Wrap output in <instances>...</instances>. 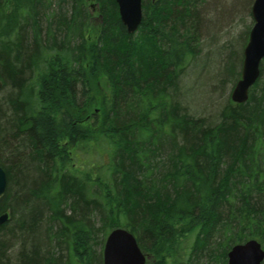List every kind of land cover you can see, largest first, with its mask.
<instances>
[{"label": "trees", "instance_id": "obj_1", "mask_svg": "<svg viewBox=\"0 0 264 264\" xmlns=\"http://www.w3.org/2000/svg\"><path fill=\"white\" fill-rule=\"evenodd\" d=\"M141 1L129 34L115 0H70V14L0 0V264H102L115 228L151 264H226L249 239L264 249V66L245 103L217 121L191 114L181 78L200 56L203 0ZM80 143L104 152L107 176L78 171Z\"/></svg>", "mask_w": 264, "mask_h": 264}, {"label": "rangeland", "instance_id": "obj_2", "mask_svg": "<svg viewBox=\"0 0 264 264\" xmlns=\"http://www.w3.org/2000/svg\"><path fill=\"white\" fill-rule=\"evenodd\" d=\"M68 1L70 0H51V7L54 10H62V13L66 11L69 13L70 5ZM253 1L203 0L201 2L199 10L201 17L204 18L203 20L207 22V31L206 33L200 31L198 38L200 40L197 45V48L199 47L197 54L200 56L194 61L192 58L188 60L185 66V74L181 78V84L186 85L183 89V96L188 101L187 107L191 114L193 113L198 117L202 116L209 121H217L220 111L231 102L230 94L239 80L237 75H240L241 71L243 50L253 26L251 17ZM93 4L94 2L90 1L86 6L90 14L89 23L92 35L93 28L97 27L99 21L95 9H92ZM42 24L45 26V21ZM238 54H240V59L235 70L237 75L233 81L230 76L225 75L227 74L225 69L227 68L228 59ZM262 65L264 66V61ZM34 82H36L35 77ZM8 92L7 88H3L0 92V98L4 99ZM74 150L82 158V160L77 159V163L80 165L78 171L89 174L92 171L94 176L99 174L102 177L107 176L104 173L108 161L102 150L99 149V152H96L90 149L88 151V147H85L82 143L77 144ZM93 164L95 166L101 165L100 168L102 167V169L95 168ZM95 189V195H98L97 193L101 189L96 186ZM97 199L102 201L99 195ZM180 241L182 247H185V250L182 249V255L185 253L184 258H187L190 247L194 242V235L188 236L186 240L182 238ZM151 259L152 256L150 255L149 261Z\"/></svg>", "mask_w": 264, "mask_h": 264}, {"label": "water", "instance_id": "obj_3", "mask_svg": "<svg viewBox=\"0 0 264 264\" xmlns=\"http://www.w3.org/2000/svg\"><path fill=\"white\" fill-rule=\"evenodd\" d=\"M120 21L129 34L137 31L142 19L141 0H115ZM253 26L243 50L240 79L236 82L230 99L233 103L247 101L249 90L260 75V63L264 59V0H254L251 7ZM6 175L0 167V197L5 193ZM8 220V214L0 215V225ZM103 264H146L135 237L126 229L117 228L106 236ZM264 250L255 240L234 245L227 253V264H261Z\"/></svg>", "mask_w": 264, "mask_h": 264}, {"label": "bare ground", "instance_id": "obj_4", "mask_svg": "<svg viewBox=\"0 0 264 264\" xmlns=\"http://www.w3.org/2000/svg\"><path fill=\"white\" fill-rule=\"evenodd\" d=\"M7 185V184H6ZM4 213H7L8 214V212H4ZM4 213H1L0 215H2V214H4ZM9 215V214H8Z\"/></svg>", "mask_w": 264, "mask_h": 264}]
</instances>
